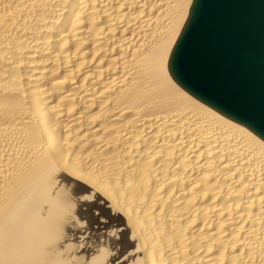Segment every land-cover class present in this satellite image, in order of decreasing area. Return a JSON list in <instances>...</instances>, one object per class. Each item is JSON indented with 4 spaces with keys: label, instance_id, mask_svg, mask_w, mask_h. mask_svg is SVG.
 Returning a JSON list of instances; mask_svg holds the SVG:
<instances>
[{
    "label": "bare ground",
    "instance_id": "obj_1",
    "mask_svg": "<svg viewBox=\"0 0 264 264\" xmlns=\"http://www.w3.org/2000/svg\"><path fill=\"white\" fill-rule=\"evenodd\" d=\"M192 0H0V264H264V138L180 83Z\"/></svg>",
    "mask_w": 264,
    "mask_h": 264
},
{
    "label": "water",
    "instance_id": "obj_2",
    "mask_svg": "<svg viewBox=\"0 0 264 264\" xmlns=\"http://www.w3.org/2000/svg\"><path fill=\"white\" fill-rule=\"evenodd\" d=\"M169 66L199 99L264 138V0H192Z\"/></svg>",
    "mask_w": 264,
    "mask_h": 264
}]
</instances>
